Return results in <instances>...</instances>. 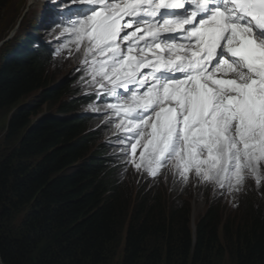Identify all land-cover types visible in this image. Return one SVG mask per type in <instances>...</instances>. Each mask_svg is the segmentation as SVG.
<instances>
[{"label":"snow or ice","instance_id":"6c2138e0","mask_svg":"<svg viewBox=\"0 0 264 264\" xmlns=\"http://www.w3.org/2000/svg\"><path fill=\"white\" fill-rule=\"evenodd\" d=\"M50 3L52 27L72 37L55 55L82 51L77 87L101 126L116 121L123 165L229 194L261 185L264 0Z\"/></svg>","mask_w":264,"mask_h":264},{"label":"trees","instance_id":"16d2710c","mask_svg":"<svg viewBox=\"0 0 264 264\" xmlns=\"http://www.w3.org/2000/svg\"><path fill=\"white\" fill-rule=\"evenodd\" d=\"M17 37L0 46V112L13 108L11 147L0 159V263L109 264L126 229L120 264H222L225 256L264 264V203L246 194L225 214L207 197L193 229L181 192L163 177L123 171L119 150L100 143L89 116L74 115L88 99L78 98L72 73H50L60 56L27 50L29 37ZM21 208L26 215L13 231Z\"/></svg>","mask_w":264,"mask_h":264},{"label":"rangeland","instance_id":"374dc122","mask_svg":"<svg viewBox=\"0 0 264 264\" xmlns=\"http://www.w3.org/2000/svg\"><path fill=\"white\" fill-rule=\"evenodd\" d=\"M45 0H35L33 2V6L29 7V4H26V0H7L6 6L1 10L0 13V35H4L3 39H0V42L6 39L4 42L0 44V46L5 43V46L9 47L10 45L14 44L15 41H18L19 34H25V32L29 29L30 25L33 23H38V13L42 5L44 6ZM45 24H42V28L45 30ZM45 35H48L46 40H50L54 45H57L60 48L61 45L65 43L66 40H71L72 37L70 36H63L60 37L59 29L54 30L51 34L49 31L45 32ZM59 40L57 41V38ZM43 41L45 39L43 38ZM71 52L72 54L69 55L67 49H65L61 55L60 60L51 67L50 73H53L56 79H63L66 75L73 74V82L72 86L76 88V93H78V98L83 95V92L87 89L83 87H77V81L79 77L84 75L83 71L77 72L76 69H83L84 65L80 64V60L83 59V53L77 52L75 49V45H71ZM53 57H57V55H52ZM34 95L30 94L29 97L20 100L18 103H27L29 102ZM87 106L82 107L80 111H77L75 115L77 116H87L88 113L86 112ZM13 108H10L8 111L0 112V159L6 155V153L10 149V145L6 142V128L11 117V111ZM46 106H42L40 113H45ZM51 112H55V109H52ZM86 113V114H85ZM104 120L103 116L95 117L93 115L89 116L90 127L93 131L96 132L97 135L102 137L100 141L101 144H108L114 143L115 137L113 135L114 132V124L115 120H113L112 125L108 127H103L102 122ZM15 143V142H14ZM13 145V144H11ZM110 145V144H109ZM113 147V146H112ZM114 147L119 150V147L114 143ZM113 147V148H114ZM123 158H121L122 160ZM130 166L123 167V171H127L129 169L134 170V168H129ZM141 174V173H140ZM262 174H264V169H262ZM137 175V174H136ZM167 183L172 184L174 188L178 190V193L181 192L183 196L190 201L192 211H191V223L195 221V219L201 215L206 209V201L207 197H211L216 200L218 203L223 206L225 214H229L234 212L238 209L239 201L244 200L247 198L246 194H250L251 196H256L257 201L264 203V181L261 182L260 186H257L254 179H250L246 182L243 186L242 190L239 193L229 194L226 189H219L215 185H205L199 184L197 185L196 178L194 174L190 176V182L188 185H184L182 182L174 183L171 175L167 179ZM166 183V184H167ZM143 184V183H142ZM188 192V194H186ZM246 195V197H245ZM27 212V208H21L14 212L10 227L13 231H16L21 224V221L25 217ZM125 231L121 234V240L118 243L117 251L115 255L111 258L109 264H120L123 254H124V238H125ZM221 235V232H220ZM222 264H231L230 259L228 256H225L223 259Z\"/></svg>","mask_w":264,"mask_h":264},{"label":"water","instance_id":"95a60500","mask_svg":"<svg viewBox=\"0 0 264 264\" xmlns=\"http://www.w3.org/2000/svg\"><path fill=\"white\" fill-rule=\"evenodd\" d=\"M5 40H6V39L2 40V41L0 42V44H1L2 42H4ZM70 116H71V115H70ZM191 226L193 227V229L195 228V227H194V222L191 223ZM0 264H2V263H0Z\"/></svg>","mask_w":264,"mask_h":264},{"label":"bare ground","instance_id":"6f19581e","mask_svg":"<svg viewBox=\"0 0 264 264\" xmlns=\"http://www.w3.org/2000/svg\"><path fill=\"white\" fill-rule=\"evenodd\" d=\"M35 0H33V2H34ZM26 4L28 5L29 4V0H26Z\"/></svg>","mask_w":264,"mask_h":264}]
</instances>
